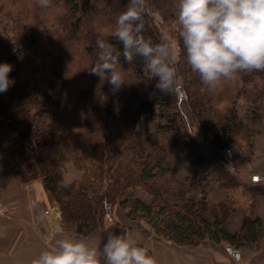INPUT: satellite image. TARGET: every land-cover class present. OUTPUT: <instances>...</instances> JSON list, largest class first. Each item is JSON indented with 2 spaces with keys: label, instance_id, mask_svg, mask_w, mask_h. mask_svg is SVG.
<instances>
[{
  "label": "trees",
  "instance_id": "16d2710c",
  "mask_svg": "<svg viewBox=\"0 0 264 264\" xmlns=\"http://www.w3.org/2000/svg\"><path fill=\"white\" fill-rule=\"evenodd\" d=\"M176 3L148 0L152 13L144 17L143 34L154 43L163 38L158 19L176 26V84L160 93L140 57L128 63L120 56L119 90L90 72L97 38L122 51L112 32L128 0H51L48 8L38 0H0V64L12 65L13 81L0 93V132L19 149L21 183L42 182L65 231L88 237L119 206L127 218L145 222L157 238L174 245L208 240L235 249L252 246L264 235L252 204L238 232L225 228L236 210L232 192L245 182L236 173L237 154L230 157L226 150L242 134L249 147L255 145L253 124L264 113V71L240 73L214 90L204 86L185 62ZM79 73L87 84L75 79ZM251 90L258 94L249 96L252 117L245 120L236 104ZM184 102L203 127L204 141L191 134ZM79 130L92 146L86 166L77 150ZM172 148L187 161L184 178H170ZM70 161L81 175L67 183L63 168ZM137 189L146 190L151 203L129 201Z\"/></svg>",
  "mask_w": 264,
  "mask_h": 264
},
{
  "label": "clouds",
  "instance_id": "9594fccd",
  "mask_svg": "<svg viewBox=\"0 0 264 264\" xmlns=\"http://www.w3.org/2000/svg\"><path fill=\"white\" fill-rule=\"evenodd\" d=\"M38 3L48 8L51 0ZM176 9L185 62L204 86L214 90L240 73L264 71V0H177ZM151 13L148 0H128L112 32L122 51L108 40L97 38V62L90 72L106 79L114 90L124 84L119 67L122 55L128 63L135 57L142 58L146 73L156 80L158 92L173 91L176 46L167 37L154 43L143 34L144 17ZM11 71L12 65L0 64V93L13 83ZM30 264H156V260L128 229H123L119 234L110 233L100 247L61 235Z\"/></svg>",
  "mask_w": 264,
  "mask_h": 264
},
{
  "label": "crops",
  "instance_id": "0c3cea01",
  "mask_svg": "<svg viewBox=\"0 0 264 264\" xmlns=\"http://www.w3.org/2000/svg\"><path fill=\"white\" fill-rule=\"evenodd\" d=\"M263 145L262 141L257 142V153L237 164L238 174L245 182L236 190V210L225 223L229 233L240 230L251 204L264 229V149H260ZM10 146L8 135L0 132V159H17L16 162L20 163L22 159L18 152L8 154ZM69 169L63 173L64 180L67 183L79 180V171L73 166ZM1 181L5 187L3 202L12 213L0 215V264H30L32 258L52 246L61 235H70L100 247L110 233L119 234L123 229H128L140 245L149 249L156 264H264V235L259 243L240 249L208 240L192 246H178L157 238L145 222L127 218L124 209L118 207L97 231L84 237L60 226V213L52 207L42 182L25 187L9 162Z\"/></svg>",
  "mask_w": 264,
  "mask_h": 264
},
{
  "label": "rangeland",
  "instance_id": "374dc122",
  "mask_svg": "<svg viewBox=\"0 0 264 264\" xmlns=\"http://www.w3.org/2000/svg\"><path fill=\"white\" fill-rule=\"evenodd\" d=\"M157 24H158V27H159L162 35H163V38L164 37H167L176 46L177 57H178V55H179L180 52H179V48H178V42H177V34H176V26H175V24H173L171 22H165V21H162L160 19L157 20ZM85 45H87V44H85ZM82 70L83 69H81V71ZM78 71L81 72L80 69ZM75 79H77L78 82L81 83L82 85L83 84L84 85L87 84L82 79L81 74L80 75H77V77ZM251 92H252V94H251ZM253 94H255V95L258 94V91L251 90L247 94L248 97L245 96V93L242 94V95H239L238 100H237L236 106L239 108V112H240L241 116L243 117V119H245V120H250L249 117H252V111L250 110V107L251 106H249V103L251 101V98L249 96L250 95H253ZM255 97L258 98V97H260V95L259 96H254L253 97V100H254ZM233 100H234V97L232 98V100H225L223 103L219 104L220 108L221 109L225 108L226 105L228 106V104L229 103H232ZM245 101H246V103H245ZM181 107H182V110H183L184 114L187 117L188 124L190 125L189 130H190L191 134L196 138V140H198V141H204L205 136H204L203 127L200 125V122H199L198 118L189 109L188 105H186L185 102L182 104ZM259 115H261L262 117L261 118H258L257 120H259L261 122H255L253 124L254 131H257V132H255V135H257V137L255 139V145L253 147H251V146L249 147L247 145V142H244L242 140L243 139V137H241V136H243V134H242V135H240L241 138L240 137L237 138L236 142L233 143L230 146L231 149L234 150L235 154H237V157H236L237 163H239L242 160L247 159L249 157V155H254L255 153H257V152H255L257 150L256 149V143L257 142L262 141L263 144H264V120L262 121V119H264V113L261 111V113ZM13 148L14 147L11 144L10 149H9V152H8L9 155H12L15 152H18L20 154L18 148H15V149H13ZM172 149L173 150L171 151V159H172L171 161H172V172L173 173L171 174L170 178H172V179H174V177L177 178V179L178 178H184L188 174V164H187V161L184 159V157H183L182 153L180 152V150H177V149H174V148H172ZM260 149H264V147L263 148H260ZM77 150H78L79 154L82 155V156H84V158H85V162L83 161L84 162V165L86 166V165L90 164V160H91V157H92V154L90 153V150L92 151V146H91V143L88 141V139H87V137H86V135H85V133H84L83 130H79L78 131V145H77ZM246 155H248V156L246 157ZM21 159H22V157H21ZM16 160L17 159H13V160L10 159L9 161H4V159L3 160L0 159V162H1L2 165H4V169H5L6 165H7V163L9 162V165L11 167H13L14 170H15V175H17L16 174V170L18 169L19 165L22 162L19 163V162H16ZM83 162H82V164H83ZM240 163H242V162H240ZM71 165L74 168H76V163L73 162V161H70V162H68V163L65 164V167L63 168V173L65 172V169H66V171L67 170L68 171L71 170V169H69V167L72 168ZM4 169L0 172L1 175L4 172ZM77 171H79V173H80L79 168L77 169ZM174 172H175V176H174ZM66 173H68V172H66ZM236 173H239V168L238 167H236ZM1 175H0V179H1ZM80 175H79V177H80ZM37 182H41V181L40 180H34L33 182H31L29 184V186L28 185H25V187H28L29 188L31 184H34V183H37ZM232 196H234V198H236V191L232 192ZM128 198H129V201H131V202H132V199L133 198H138V199H140L141 201H143V202H145L147 204L148 203H151V201H152L151 195L148 194V192L146 190H144V189H137V190L133 191L132 194L131 193L129 194ZM51 205H52V207H55L58 210L57 203L54 202V200L52 201ZM4 206L7 209V213H8V216H9L12 212L8 208V206H6L5 204H4ZM116 208H117V206L114 207L113 212L115 211ZM118 208H121V207L118 206ZM60 217H61V214H60Z\"/></svg>",
  "mask_w": 264,
  "mask_h": 264
},
{
  "label": "built area",
  "instance_id": "2783aa9c",
  "mask_svg": "<svg viewBox=\"0 0 264 264\" xmlns=\"http://www.w3.org/2000/svg\"><path fill=\"white\" fill-rule=\"evenodd\" d=\"M226 154L228 156L232 157L233 154H234V151L231 148H229V149L226 150ZM3 169H4V165H2L1 162H0V172ZM262 179L264 180V177H262ZM4 192H5V188H4V185L2 184L1 179H0V214L4 215V216H8L7 209L5 208L3 200H2Z\"/></svg>",
  "mask_w": 264,
  "mask_h": 264
},
{
  "label": "water",
  "instance_id": "95a60500",
  "mask_svg": "<svg viewBox=\"0 0 264 264\" xmlns=\"http://www.w3.org/2000/svg\"><path fill=\"white\" fill-rule=\"evenodd\" d=\"M60 226L62 227L63 225H62V224H60Z\"/></svg>",
  "mask_w": 264,
  "mask_h": 264
}]
</instances>
